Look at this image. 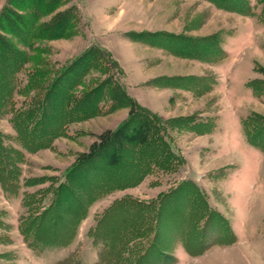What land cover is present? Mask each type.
Instances as JSON below:
<instances>
[{"label":"rangeland","instance_id":"1","mask_svg":"<svg viewBox=\"0 0 264 264\" xmlns=\"http://www.w3.org/2000/svg\"><path fill=\"white\" fill-rule=\"evenodd\" d=\"M7 1L0 0V11ZM248 1L250 15L217 8L207 0H61L56 13L71 11L77 22L71 37L37 42L47 49L50 78L88 50H97L94 56L101 69L91 68L83 83L112 79L160 120L171 150L183 163L176 172H156L134 187L95 199L67 246L31 248L32 239L21 233L25 221L52 203L67 170L104 143L132 107L105 112L107 96L101 103L105 113L66 125L50 147L29 152L12 121V109L26 110L35 94L24 91L32 68L27 63L16 74L12 99L0 113L3 146L22 154L17 191L6 192L0 184V264H56L70 255L75 263L97 264L102 247L93 244L89 232L115 201L126 197L155 201L183 181L195 184L209 208L226 221L220 210L233 221L244 219L247 226L241 239L255 242L259 227V235L264 233V151L248 143L242 126L253 114L264 118V11L259 0ZM183 41L191 46L186 53L206 57L178 55ZM82 89L76 87L77 96ZM84 179L79 176V183ZM35 180L38 184L30 185ZM210 232L206 242L217 235V228ZM162 242L174 264L175 253L178 264H198L193 258L200 255L190 256L169 233L163 234ZM240 248L244 251L242 244ZM207 264H216V259Z\"/></svg>","mask_w":264,"mask_h":264},{"label":"trees","instance_id":"2","mask_svg":"<svg viewBox=\"0 0 264 264\" xmlns=\"http://www.w3.org/2000/svg\"><path fill=\"white\" fill-rule=\"evenodd\" d=\"M207 1L226 11L251 14L248 0ZM259 2L264 11V0ZM60 4L61 0H8L0 11V113L12 99L16 74L27 63L32 65L24 85L26 93L35 92L32 103L26 110L12 109L19 141L29 152L48 148L70 123L124 106L132 108L129 117L104 143L67 170L66 181L55 189L52 203L23 224L21 233L32 239L31 248L40 251L71 243L88 206L98 197L134 187L156 172H176L183 163L171 150L160 120L137 105L112 79L94 85L83 83L91 68L101 69L102 63L94 56L97 50H88L50 78L52 72L44 57L47 49L37 42L69 38L77 22L76 14L71 11L56 13ZM184 41L182 51L176 52L178 55L206 57L191 51L186 53L191 46ZM198 44L196 41L194 45ZM24 48L32 51V55ZM217 52L220 56L218 49ZM77 86L83 88L78 96ZM107 96L109 109L104 112L101 103ZM46 125L51 128L46 130ZM242 126L248 143L264 151L261 140L264 118L253 114L243 120ZM2 138L0 134V184L4 191L15 193L19 183L17 164L22 161V154L6 149ZM79 176L85 177L80 183ZM36 184V180L30 183ZM215 227L214 241L206 242L205 237ZM164 233L177 240L190 256L202 255L212 246L236 242L228 222L209 208L201 190L190 181L180 182L155 201L141 202L130 197L115 201L89 232L93 244L102 247L97 264H174L162 242ZM132 244L134 247L130 248ZM125 252L130 257L124 258ZM73 257L70 255L56 264H78Z\"/></svg>","mask_w":264,"mask_h":264},{"label":"crops","instance_id":"3","mask_svg":"<svg viewBox=\"0 0 264 264\" xmlns=\"http://www.w3.org/2000/svg\"><path fill=\"white\" fill-rule=\"evenodd\" d=\"M220 212L229 221L228 223L236 237V242L231 245L212 246L202 255L193 259H198V264H207L208 259L209 261L216 259V264H220L219 261L222 264H264V233L261 236L259 235L260 227L257 229V234L254 239L255 242L243 240L241 239L240 232L247 226L245 220L242 219L239 223V220L233 221V216L229 215L226 210H220ZM261 224L263 222L259 223V226ZM241 244L244 251L240 248ZM175 256L179 263L180 258H178L176 253Z\"/></svg>","mask_w":264,"mask_h":264}]
</instances>
